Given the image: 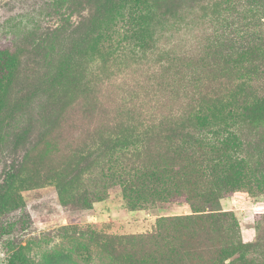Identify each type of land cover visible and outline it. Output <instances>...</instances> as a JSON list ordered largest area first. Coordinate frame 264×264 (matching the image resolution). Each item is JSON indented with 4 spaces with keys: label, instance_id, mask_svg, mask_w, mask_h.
Here are the masks:
<instances>
[{
    "label": "rangeland",
    "instance_id": "obj_1",
    "mask_svg": "<svg viewBox=\"0 0 264 264\" xmlns=\"http://www.w3.org/2000/svg\"><path fill=\"white\" fill-rule=\"evenodd\" d=\"M254 28L264 34V0H0V264H136L144 251L116 238L190 215L183 199L130 210L104 179L108 144L142 166L167 159L165 137L199 131L197 111L264 91L237 39ZM233 125L264 166V115ZM216 208L234 225L203 230L204 263L229 240L264 264V192Z\"/></svg>",
    "mask_w": 264,
    "mask_h": 264
},
{
    "label": "trees",
    "instance_id": "obj_2",
    "mask_svg": "<svg viewBox=\"0 0 264 264\" xmlns=\"http://www.w3.org/2000/svg\"><path fill=\"white\" fill-rule=\"evenodd\" d=\"M237 39L242 42L243 53L264 71V34L254 28L252 32L241 31ZM2 74L0 71V79ZM214 112L228 117L218 128L207 125V115ZM256 115H264V91L219 109H200L193 119L199 131L194 132L189 125L175 136L165 137L170 143L167 159L151 160L143 166L132 161L136 151L128 152L121 140L108 144L104 179L120 187L130 210L148 203L171 204L183 199L191 213L161 218L152 234L123 237L121 243L116 238L122 250L135 244L144 251L140 261L134 260L136 264H205L203 230L211 233L208 235H218L220 229L234 225L230 214L216 208L220 200L241 190L264 192V166L257 167L243 153L239 134L233 130L234 119L251 122ZM183 131L190 135L184 136ZM244 253L242 247L236 249L226 240L212 252L208 264H245ZM126 258L133 261L132 254Z\"/></svg>",
    "mask_w": 264,
    "mask_h": 264
}]
</instances>
